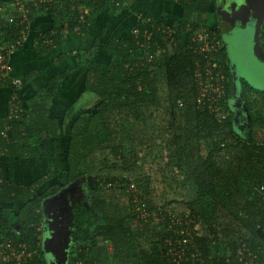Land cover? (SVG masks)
I'll return each mask as SVG.
<instances>
[{
	"label": "trees",
	"instance_id": "16d2710c",
	"mask_svg": "<svg viewBox=\"0 0 264 264\" xmlns=\"http://www.w3.org/2000/svg\"><path fill=\"white\" fill-rule=\"evenodd\" d=\"M16 1L0 0V11L9 6L15 8L0 13V45L19 50L28 24L37 15L44 14L51 18L53 26L36 39L33 49L39 56L49 54L71 35L78 38L79 47L74 68L55 73L46 86L28 100L26 109L18 107L20 111L15 117L8 114L0 120V155L4 154L11 161L41 157L49 153L46 140H51V149L58 156L50 161V171L29 185L0 181L1 243L24 244L31 254L26 264H46L41 246L43 202L63 188L62 182L71 184L85 175L89 155L107 151L117 158L121 156V144H117L121 116L131 114L138 121L146 109L159 108L163 95L159 82H162L170 116L179 121L172 143L182 152L185 149L178 143L180 139L177 141L179 136L187 143L195 138L201 157L187 178L196 189L189 215L201 222L206 235L190 237L188 250L193 246L205 257L206 264H233L236 251L244 243L256 255V260L246 261L264 264V197L258 192L264 185V136L258 141L254 135L256 126L264 128V91L246 84L248 90L258 95L250 96L246 103L251 126L240 135L235 130L234 114L229 108L232 80L225 47L216 55L225 72V94L218 101L219 111L225 114L224 120L219 122L217 115L208 108H197V90L191 80L197 56L190 50L192 40L203 31L222 40L213 17L215 0H162L173 2L179 8V16L173 15L176 19L170 21L154 19L146 9L137 10L143 0H51L48 3L21 0L22 10L15 5ZM81 7L88 13L82 15L83 22L80 21ZM122 11L133 12L138 17L130 35L102 40L103 29L88 48L87 29L98 16L113 17ZM209 12L212 19L205 20ZM100 47L108 54L105 63L95 59ZM70 56L73 54H60L55 65L62 64ZM84 69V90L90 100L86 111H69L67 132H62L58 121L49 116L52 100L68 75ZM34 75L33 72L27 80ZM178 101L182 107L178 106ZM216 106L217 102L213 104L214 108ZM182 121L185 129H182ZM228 139L235 142L233 148H239L241 154L236 169L225 172L216 168L213 157L224 148L232 147L225 144ZM207 143L211 148L203 156ZM187 162H178V167L182 169ZM244 177L247 181L243 191L239 183ZM97 183L101 193L133 185L128 180L106 177H100ZM135 185L136 188L132 186L134 190L131 189L127 215L109 214L107 200L100 198L94 206L101 215L98 223L93 212L76 205L68 264H174L168 252L177 248L178 219L174 213L150 200L147 183L139 181ZM234 196L245 199L241 208L230 204ZM14 224L20 226V231L12 227ZM155 225L160 227L158 231ZM168 241L172 244H166Z\"/></svg>",
	"mask_w": 264,
	"mask_h": 264
},
{
	"label": "rangeland",
	"instance_id": "374dc122",
	"mask_svg": "<svg viewBox=\"0 0 264 264\" xmlns=\"http://www.w3.org/2000/svg\"><path fill=\"white\" fill-rule=\"evenodd\" d=\"M165 2H169V7L165 5L159 8V0H152L147 3L148 5L151 4L152 9L147 10L154 19L170 21L173 19V15L178 13L179 8L176 4L170 1ZM206 19H212L210 12L206 14ZM230 36L231 38L228 37V34H223L221 37L223 41H228V57L238 63V75L254 89L264 91V67L258 66L252 58L251 25H247L245 29H240ZM159 84L163 88L161 91L163 94L162 103L159 108L146 109L138 121L134 120L131 114L121 116L117 129L119 133L117 144H121V156L117 158L107 151L89 155L85 175L72 184L65 185L62 182L61 193H64L65 196L62 202L60 200V204L54 203L53 205L63 206L65 202L83 200L87 207L92 209L91 212H93L96 221L100 223L101 215L94 208L96 200L100 198L107 200L106 207L109 214L127 215L130 209L131 189L134 186L136 188L135 183L141 181V183L148 184V196L156 206L166 208L167 211L174 213L177 218L189 214L190 204L196 197V189L187 178L195 170L201 157L199 158L197 152L195 138L189 139L187 143L184 137L179 136L177 141L180 139L178 143L184 145L183 148L185 149L182 152L177 145L172 143L173 138H176L175 133L178 130L176 126L179 121L173 120L170 116L169 104L166 101L167 98H164L166 97L165 88L162 82ZM73 109L71 110L73 111ZM148 114L151 115L148 116ZM181 123L182 129H185L186 124H183V121ZM254 135L256 140H263L264 128L258 129L256 126ZM225 144L232 145V147L224 148L218 155H214L213 162H215L218 170L226 172V169H236L241 151L239 148H233L235 142L232 140H226ZM208 148H211L209 143H207L203 156ZM187 160L189 161L187 166H183L182 169L180 166L178 167V162L182 164ZM100 177L128 180L133 184V187L101 193L97 187V181ZM246 181L247 179L244 177L239 183V187L243 191L246 187ZM237 198L234 196L230 204L235 205L236 208H241L245 199ZM46 206L48 207L47 213L55 209L48 203ZM62 211L67 212V209L63 208ZM219 222L225 223L226 220ZM213 225L216 227V224ZM155 227L157 231L160 229L157 225ZM200 229L198 236L204 237L206 231L201 227ZM219 238L226 241L222 235H219ZM107 250L110 252L111 248L108 247ZM115 264L124 263L116 262Z\"/></svg>",
	"mask_w": 264,
	"mask_h": 264
},
{
	"label": "crops",
	"instance_id": "0c3cea01",
	"mask_svg": "<svg viewBox=\"0 0 264 264\" xmlns=\"http://www.w3.org/2000/svg\"><path fill=\"white\" fill-rule=\"evenodd\" d=\"M2 1L9 2L11 0ZM149 1L151 0L140 1V4L137 5V10L152 9L151 4H147ZM165 5L169 7V2L159 0V8ZM13 10L15 8L9 6L7 10L3 11L11 12ZM3 11H0V13ZM176 16H179V12L176 13ZM137 19L138 17L133 12L129 13L128 11L116 13L113 17L98 16L96 21L87 29V47L92 46L94 39L101 35L103 29H105V35L102 40L128 37ZM173 19H176V17L174 16ZM52 26V20L48 15H37L34 21L27 26L26 35H24L21 41V48L10 51L8 55L10 73L7 81L0 82L1 85L3 84L2 86L0 85V120L4 119L8 114L10 115L8 110L14 105L26 109L28 100L38 90L44 88L47 81L55 73H62L66 69L75 67L78 60V53L76 51L79 47V41L75 35L67 37L66 42L59 47L53 48L47 55L39 56L34 51L33 47L37 37L40 34L49 32ZM0 49L9 50L10 46L1 44ZM60 54H73V56L63 61L62 64L55 65L54 62ZM95 59L104 63L108 61V54L104 51L103 47L98 49ZM33 72L35 75L27 80L28 76ZM84 79L85 69L68 75L61 82L59 92L52 100L49 116L58 121L62 132H67L70 120L69 111L72 108H74V111L78 109L86 111V105L90 100V96L84 90ZM14 82H19L20 84H15ZM50 141L46 140L49 146V153L41 157L11 161L4 154H1L0 181L25 186L45 176L51 169L50 161L58 158L54 154L53 149H51ZM12 227L20 231L18 224H14ZM2 239L0 235V244Z\"/></svg>",
	"mask_w": 264,
	"mask_h": 264
},
{
	"label": "built area",
	"instance_id": "2783aa9c",
	"mask_svg": "<svg viewBox=\"0 0 264 264\" xmlns=\"http://www.w3.org/2000/svg\"><path fill=\"white\" fill-rule=\"evenodd\" d=\"M34 3H48L51 0H32ZM19 10H22V2L17 1L15 4ZM81 13L80 21L83 22L82 15H87V10L83 7L79 8ZM19 43H17L18 45ZM261 44L264 50V25L262 28ZM224 47L223 41L217 40L213 33L209 34L206 31L201 32L192 40L190 50L197 55L193 61L194 69L192 73V83L196 87V104L198 109L208 108L209 111L217 115L218 121L224 120L225 114L219 111L218 101L225 94V72L222 66L219 65L216 55ZM13 47L9 50L0 49V82L7 81L10 66L8 64V55ZM152 57H148L150 61ZM20 84L19 82H14ZM217 102L214 108L213 104ZM182 103L178 101V106L182 107ZM19 110L17 106L10 108V116L15 117ZM258 192L264 197V185L258 188ZM144 216V214H143ZM176 224L179 225L178 231H175L177 248L170 249L168 252L174 264H206L205 257L200 252L194 250L193 246L188 250L190 241L188 239L193 236H198L200 227L205 230L201 222L196 221V218L191 215H186L177 218ZM200 226V227H199ZM170 229V227H169ZM203 233V232H202ZM205 233V232H204ZM206 235V234H205ZM166 244H172L170 241ZM187 245V246H186ZM186 246V247H185ZM31 254L27 252V247L24 244L18 243L14 245L11 241L2 242L0 244V264H26ZM211 257V256H210ZM233 264H249L256 255L251 253L244 243L236 251ZM249 260L248 262L246 260ZM229 260H226L228 262Z\"/></svg>",
	"mask_w": 264,
	"mask_h": 264
},
{
	"label": "water",
	"instance_id": "95a60500",
	"mask_svg": "<svg viewBox=\"0 0 264 264\" xmlns=\"http://www.w3.org/2000/svg\"><path fill=\"white\" fill-rule=\"evenodd\" d=\"M238 12L241 15V27L247 25L252 27L251 51L253 57L264 63V50L261 44L262 28L264 25V0H239ZM236 72L232 74V97L229 103L234 100L236 86ZM259 91V90H258ZM242 98V95H240ZM244 112L250 122V116L245 102ZM72 210V208H71ZM42 251L46 264H68V255L71 246V234L73 227V213L68 218L64 211L53 210L50 213L42 211Z\"/></svg>",
	"mask_w": 264,
	"mask_h": 264
},
{
	"label": "flooded vegetation",
	"instance_id": "af4514ba",
	"mask_svg": "<svg viewBox=\"0 0 264 264\" xmlns=\"http://www.w3.org/2000/svg\"><path fill=\"white\" fill-rule=\"evenodd\" d=\"M239 0H215V4L213 6V17L215 22L217 23V28L220 31L221 36L223 34H228V37L231 38L230 35L233 33L238 32L240 29H245L241 27V15L238 12V6H239ZM224 43V47L226 50V59H227V64H228V73L230 75V78L232 80V74L233 71L236 72V94L235 98L233 101L229 103V108L233 112L234 116V127L235 130L240 134H244L247 130L250 129L251 126V120L250 122L247 119V115L244 112L243 109V103H247L249 101L250 96L255 97L258 94H255L254 92L250 91L247 89L248 83L246 80H244L242 77L238 75V63L235 60H232L228 57L227 49H228V41ZM253 60L255 63H257L258 66L264 67V63L256 60L252 56ZM247 84V85H246ZM243 91H245V94L243 95ZM242 95V98L240 97ZM247 106V105H246ZM72 184V183H71ZM63 189V188H62ZM62 189L55 195H52L51 197L47 198L43 202V209L44 211H47L48 207L46 208L45 205L48 203V205H51L55 210L62 211L63 208L67 209V212H64L65 215L70 218V214L73 213V226H74V209L76 205L80 204L81 206L85 207L89 211L92 209L90 207H87L86 202L83 200L79 201H73L70 203L65 202L63 203V206L60 205H53L54 203L60 204V200L62 202L63 197L65 196L64 193H61ZM57 196V198H56ZM55 199V201H54ZM50 207V206H49ZM69 208V210H68ZM72 208V210H71ZM73 228V227H72Z\"/></svg>",
	"mask_w": 264,
	"mask_h": 264
}]
</instances>
